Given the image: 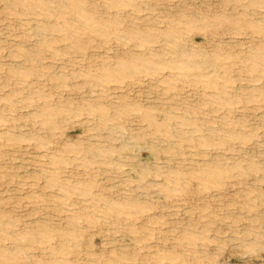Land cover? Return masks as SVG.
<instances>
[{
    "label": "rangeland",
    "instance_id": "obj_1",
    "mask_svg": "<svg viewBox=\"0 0 264 264\" xmlns=\"http://www.w3.org/2000/svg\"><path fill=\"white\" fill-rule=\"evenodd\" d=\"M0 264H264V0H0Z\"/></svg>",
    "mask_w": 264,
    "mask_h": 264
},
{
    "label": "bare ground",
    "instance_id": "obj_2",
    "mask_svg": "<svg viewBox=\"0 0 264 264\" xmlns=\"http://www.w3.org/2000/svg\"><path fill=\"white\" fill-rule=\"evenodd\" d=\"M35 34V33H34ZM37 36V35H36ZM37 38V37H35ZM198 54V53H197ZM200 55V54H199ZM203 56V55H202ZM202 56H197L196 60H195V64L199 67H201V69L204 70V73L207 72L209 70V64H210V60L203 58ZM206 56V55H205ZM213 65V63H212ZM215 68V67H214ZM208 73V72H207ZM161 141V140H160ZM166 150V149H165Z\"/></svg>",
    "mask_w": 264,
    "mask_h": 264
}]
</instances>
